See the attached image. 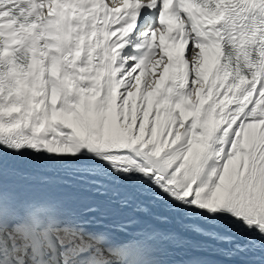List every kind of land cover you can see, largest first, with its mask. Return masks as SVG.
I'll return each instance as SVG.
<instances>
[{
    "label": "snow or ice",
    "instance_id": "snow-or-ice-1",
    "mask_svg": "<svg viewBox=\"0 0 264 264\" xmlns=\"http://www.w3.org/2000/svg\"><path fill=\"white\" fill-rule=\"evenodd\" d=\"M25 154L107 199L39 195ZM149 201L264 264V0H0V264H173L178 233L95 226Z\"/></svg>",
    "mask_w": 264,
    "mask_h": 264
},
{
    "label": "bare ground",
    "instance_id": "bare-ground-1",
    "mask_svg": "<svg viewBox=\"0 0 264 264\" xmlns=\"http://www.w3.org/2000/svg\"><path fill=\"white\" fill-rule=\"evenodd\" d=\"M148 78V77H146ZM9 159L17 166L27 168L28 171H39L42 175L49 178L50 183L57 181L60 185L64 186L67 197V208L69 211L82 212L84 208L93 203L105 201L107 198L100 192L95 190L93 185L85 181L78 180L70 175L65 174L55 166L49 165L42 158L34 157L30 154H25L22 157H9ZM151 209V215H145L143 212L135 211L132 208H127L122 211L120 215L109 216L104 219L98 227H112L119 223L121 219L127 216H136L149 224H158L172 232L178 233L182 237V244L176 247L177 254L180 262L190 259L192 257H199L209 264H243L241 258H229L217 251V246L211 241H207L204 237L189 231V226L195 223L203 224L193 216H185L172 211L163 202H148ZM87 216L96 215L93 213L86 214ZM166 217L167 222L162 223L158 218ZM194 219L193 222L188 223L185 219ZM227 231V229H219ZM189 235L191 241L185 240V236Z\"/></svg>",
    "mask_w": 264,
    "mask_h": 264
},
{
    "label": "rangeland",
    "instance_id": "rangeland-1",
    "mask_svg": "<svg viewBox=\"0 0 264 264\" xmlns=\"http://www.w3.org/2000/svg\"><path fill=\"white\" fill-rule=\"evenodd\" d=\"M185 221L188 222V223H191V222L194 221V219L189 218V219H185ZM185 240L188 241V242H190L191 241L190 236L189 235H186L185 236Z\"/></svg>",
    "mask_w": 264,
    "mask_h": 264
}]
</instances>
